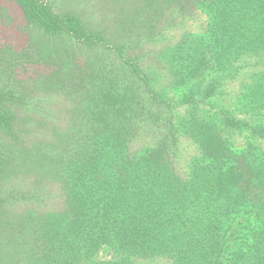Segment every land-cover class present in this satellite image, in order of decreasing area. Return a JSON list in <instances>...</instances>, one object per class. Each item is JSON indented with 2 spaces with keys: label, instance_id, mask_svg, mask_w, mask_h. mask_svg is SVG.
Returning a JSON list of instances; mask_svg holds the SVG:
<instances>
[{
  "label": "trees",
  "instance_id": "1",
  "mask_svg": "<svg viewBox=\"0 0 264 264\" xmlns=\"http://www.w3.org/2000/svg\"><path fill=\"white\" fill-rule=\"evenodd\" d=\"M12 1L27 25L102 54L79 64L34 59L51 70L36 82L70 96L63 128L18 117L14 106L28 110L36 97L28 79L1 69L0 226L13 230L10 263L264 264V0H143L159 43L155 75L74 14ZM195 13L200 28L170 39L169 24ZM181 136L197 149L184 174L172 158ZM22 202L24 215L6 214Z\"/></svg>",
  "mask_w": 264,
  "mask_h": 264
},
{
  "label": "rangeland",
  "instance_id": "2",
  "mask_svg": "<svg viewBox=\"0 0 264 264\" xmlns=\"http://www.w3.org/2000/svg\"><path fill=\"white\" fill-rule=\"evenodd\" d=\"M55 11L70 12L80 18L92 30H99L110 40V44L124 43L126 45V52L140 57L141 65L145 69H151L155 75V69L161 70V66L156 61L155 54V19H153L151 29L147 28L148 15L146 11H140L143 0H46ZM184 25L180 28H172L169 24L167 29L168 34L173 35L170 39L176 36L183 29H198L204 15L195 13L193 16H185ZM183 18V17H181ZM180 16L175 17L181 20ZM81 44L75 43L66 35H57L50 37L42 33V31L35 26L27 25L22 18L18 8L14 5L12 0H0V52L6 60H2L0 55V82H3L8 73L16 74L18 78L28 79L27 88L25 92H30L36 99L30 109L26 110L23 107L15 105L14 111L18 117L24 119L27 115L32 116L33 120H44V123L34 122L35 128L40 125L44 129H50L52 123L57 124L60 128L66 125L70 118L72 103L70 96L65 92L53 90L46 87V83L40 80L36 82L37 78L51 72L50 67L47 66V61L34 60L38 53L42 58L48 56L61 57L68 55L75 60L76 63H81V59L88 57L96 58L101 56L98 48H83ZM108 53L103 54L104 57ZM102 55V56H103ZM2 67L6 68L7 72L4 76ZM26 85V83H22ZM229 86V89L236 87L234 81ZM29 122L27 125H30ZM42 124V125H41ZM39 127V126H38ZM39 129V128H38ZM142 129H151V127H143ZM145 137L139 138L133 144L140 146L144 143ZM177 149L173 154V162L177 171L184 174L186 170V162L190 156L196 154V146L186 137L181 136L178 140ZM10 179V178H9ZM5 179L2 187L6 190L10 188L12 178ZM23 183V182H22ZM58 186L54 187L53 195L57 199L59 196ZM44 205L41 207L43 208ZM28 205L22 202L14 210L6 213L8 216L15 217L17 212L23 213L28 209ZM41 207L39 209L41 210ZM7 222L12 221L10 217L3 216ZM0 226V264H14L10 263V257H14L16 250L13 242L9 240L8 235L13 234L10 226ZM10 256V257H9ZM19 261V259H16ZM14 261V260H13ZM25 263V261H24ZM19 264V263H17ZM21 264V263H20ZM133 264H170V260L165 257L154 258H136Z\"/></svg>",
  "mask_w": 264,
  "mask_h": 264
}]
</instances>
